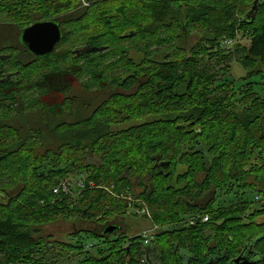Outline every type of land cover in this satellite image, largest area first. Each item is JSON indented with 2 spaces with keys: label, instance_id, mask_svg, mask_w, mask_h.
Masks as SVG:
<instances>
[{
  "label": "trees",
  "instance_id": "16d2710c",
  "mask_svg": "<svg viewBox=\"0 0 264 264\" xmlns=\"http://www.w3.org/2000/svg\"><path fill=\"white\" fill-rule=\"evenodd\" d=\"M254 1L0 0V66L20 71L0 84V188L13 195L8 210L0 204V238L9 259L53 264L49 242L35 236L40 223H115L132 205L160 226L155 245L119 225L76 232L98 243H52L74 252L69 260L85 255L77 264H228L260 237L264 257V0L247 20ZM45 20L63 36L37 56L20 35ZM234 59L248 70L240 85L224 78ZM16 115L28 125H4ZM72 175L85 188L55 193ZM247 190L256 199L220 200Z\"/></svg>",
  "mask_w": 264,
  "mask_h": 264
},
{
  "label": "rangeland",
  "instance_id": "374dc122",
  "mask_svg": "<svg viewBox=\"0 0 264 264\" xmlns=\"http://www.w3.org/2000/svg\"><path fill=\"white\" fill-rule=\"evenodd\" d=\"M201 35L200 34H196L194 37H191L190 39V44H193V41L197 38H199ZM243 33L239 32L238 38L242 39ZM236 38V39H238ZM227 42V43H226ZM230 42L233 43L232 39L226 40L224 39L222 41L223 44H226V47L230 46ZM128 46H130V51L129 54L136 56L137 58L140 57L141 53L137 50V48H134L133 45L131 44L130 41H126L125 42ZM238 59V58H237ZM233 66V67H232ZM232 66H231V70L229 71L228 75H225L224 78H228L230 80H236L235 82H238L235 85H240L241 82H243L242 77L244 75H247L248 70L242 68L240 66V62H237L234 59V62H232ZM240 80V81H239ZM247 81V80H245ZM245 84V83H243ZM102 97L99 99L101 100ZM93 160L98 159L99 157L96 154L91 155ZM185 168L183 166H179L177 171L181 172L183 171ZM88 172L90 173V171L88 170ZM5 179L0 178V185H3V182L6 180L7 181V175L4 177ZM75 175H72V177L70 179H65L63 180L64 182L67 183H71L74 182L75 180ZM91 181V180H89ZM174 183V181H173ZM136 189V188H135ZM253 191L251 190H247L242 197L238 196V197H234L233 195L230 194H225L222 193L221 199L225 202H235L238 203L240 201L246 200L247 198L250 199H256V195L255 193L252 194ZM232 196V197H231ZM258 201L264 202V197L263 196H258ZM221 204H225V203H221ZM262 208V206L260 204H255L252 207V210L254 209H260ZM251 210V211H252ZM137 211V215L134 214V212ZM250 211V212H251ZM132 215H127L124 217V219L120 218L118 219L115 224H118L121 227H125L127 228L128 231V236H133L136 234H144V235H149V238L151 236V234L155 233L156 231L153 229V224L151 222L150 216L148 213L144 212L143 210L139 209H132L131 210ZM0 215H3V212L0 211ZM90 227L92 228V224H83L80 219L77 216L71 217V218H63V217H59V218H54L50 221L44 222V223H40V227L42 229L41 233L36 234L35 236H43L46 237L47 242L49 241L50 245H48V252L45 254V258L46 259H50L52 261H55V263L53 264H77V261L79 262V260H82V258L85 257V255L83 256H79V257H73L72 260H69V256L72 255L74 252H72L71 254H68V252H71V250H69L68 248H61L60 246H57L56 244H53L52 242L54 241H58V242H62V243H71L74 242L73 239L74 236H72V233L76 230H80V229H84L86 227ZM91 234V233H89ZM78 236H82L84 238H86L87 240L83 239L81 241V243L83 242L85 245L91 244V243H98L96 238H91L90 236L87 238L86 233H82V235H80V233L76 234V239L80 240V238ZM87 242V243H86ZM80 243V244H81ZM93 252L94 250L91 249Z\"/></svg>",
  "mask_w": 264,
  "mask_h": 264
},
{
  "label": "flooded vegetation",
  "instance_id": "af4514ba",
  "mask_svg": "<svg viewBox=\"0 0 264 264\" xmlns=\"http://www.w3.org/2000/svg\"><path fill=\"white\" fill-rule=\"evenodd\" d=\"M4 56L0 55V58L2 59ZM6 69V66L5 67H2L0 66V84L5 82L7 79V75L8 74H11L13 73L14 75H12L11 78H19L20 76V71L17 70V71H14V72H9V73H4L3 70ZM18 81V80H17ZM12 85H15V84H11ZM38 94V93H36ZM25 96V99L28 100L30 98H32L30 95H24ZM17 103L13 106H16ZM19 111H22V108L19 109ZM28 111L30 112H33V113H38V116H41V113H43V110H41L40 108H36L34 105L32 108H29ZM24 117H21L20 115H16L14 116L10 122H6L4 125H14L15 123H19V120H22V122L26 123L28 125V121L24 120L23 119ZM3 173V172H2ZM1 174V173H0ZM1 191H0V204H4L2 205L3 208H6L8 210V207L10 206V202L12 203V199H13V195H8V192L5 193L4 191H6L5 189H3L4 191H2V188H0ZM139 203V202H138ZM142 205H144L143 202H141ZM140 206H133L131 207V209H139ZM144 210V212L148 213L149 216H150V212L148 210V208L146 206H143L141 207ZM8 221L10 220L9 218H6L5 220ZM192 223V220L190 221ZM83 223V222H82ZM83 224H92V228H95L97 226H100V229L104 230L105 228H109L110 225H118V224H115V223H112L110 220H107L106 221V224L105 223H100L98 221L96 222H88V223H83ZM105 224V225H104ZM104 225V226H103ZM153 229L156 231L155 233L151 234L150 238H147V239H144L143 240V244L145 247H148V246H153L155 245V235L160 231V226L157 225V224H153ZM111 227V226H110ZM39 228L41 229V227L39 226ZM92 229L90 227H86L84 229ZM42 232V229L38 232V233H41ZM76 232H78V230L74 231L72 233V236H74L73 240L74 242H71L72 244L73 243H76ZM36 233V234H38ZM36 238H41L40 242H41V245H45L47 242V239L46 237H43V236H36ZM260 239V237H257V238H253V239H248L247 240V243L242 247V249L240 250L239 253L236 254V256H234L233 258H231L228 262V264H262L261 262L264 261V257L261 256L257 251H256V246H257V242L258 240ZM3 239L0 238V264H30V262L26 261V259H17L16 261H13L11 259H9V256L7 255L9 253L8 250H4L3 248L5 247V245H2L3 244ZM50 245V243H49ZM92 247H90L91 249ZM72 252H70L71 254ZM185 253V252H184ZM149 252L147 251L146 253V261L147 262H151L150 260V257H149ZM6 258V259H4ZM236 259H239L237 262H236ZM153 261L154 263L153 264H161L159 260H157L155 257L153 258ZM209 261L210 263L214 261V259L212 258H209ZM145 263V260H141V264H144ZM149 264V263H148Z\"/></svg>",
  "mask_w": 264,
  "mask_h": 264
},
{
  "label": "water",
  "instance_id": "95a60500",
  "mask_svg": "<svg viewBox=\"0 0 264 264\" xmlns=\"http://www.w3.org/2000/svg\"><path fill=\"white\" fill-rule=\"evenodd\" d=\"M261 0H255L252 9L247 13V20L254 18L255 12L258 9V4ZM63 31L60 23L54 20L37 21L30 26L24 28L21 32V42L34 55H47L54 52L57 44L61 41ZM14 75L8 74L9 79ZM118 227L111 226L105 229V233H112ZM239 259H236V262Z\"/></svg>",
  "mask_w": 264,
  "mask_h": 264
},
{
  "label": "built area",
  "instance_id": "2783aa9c",
  "mask_svg": "<svg viewBox=\"0 0 264 264\" xmlns=\"http://www.w3.org/2000/svg\"><path fill=\"white\" fill-rule=\"evenodd\" d=\"M227 43V42H226ZM231 44V42H230ZM92 184V183H90ZM93 185V184H92ZM85 188V182L84 180H74V182L71 181V183L64 182L63 180L60 181L55 187L54 192L60 193V192H66L71 194H76L77 192H80V189ZM145 209H143L144 211ZM208 220V216L204 217V221ZM144 239L149 238V235H144Z\"/></svg>",
  "mask_w": 264,
  "mask_h": 264
}]
</instances>
